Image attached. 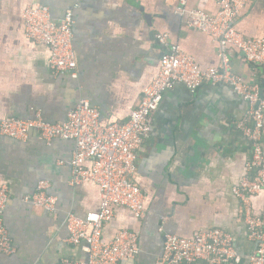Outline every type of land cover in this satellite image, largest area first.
<instances>
[{
  "label": "crops",
  "instance_id": "crops-1",
  "mask_svg": "<svg viewBox=\"0 0 264 264\" xmlns=\"http://www.w3.org/2000/svg\"><path fill=\"white\" fill-rule=\"evenodd\" d=\"M186 1L212 12L219 8V0ZM33 4L47 6L57 21L73 11L76 79L54 74L50 49L26 37L22 14ZM179 4L180 0H0V116L33 119L40 113L48 122L64 123L86 98L100 109L102 124L124 122L171 44L192 54L201 68L217 66L218 44L189 26L176 11ZM237 26L247 37L264 38V0H253ZM159 33L168 35L167 45L157 39ZM230 63L264 94V66L247 62L240 53H231ZM248 112L249 104L226 86L204 85L191 93L177 84L164 95L151 115V133L138 151L132 177L144 193L145 211L135 218L118 207L104 227L106 238L121 228L137 234L138 251L123 264H156L164 253V233L190 237L207 228L230 232L240 258L234 264H251L256 243L234 193L250 175L251 147L237 128ZM76 150L75 141L48 142L34 130L27 141L0 133V187L9 190L4 223L15 249L1 264L87 262L88 246L68 241L67 219L98 211L100 193L94 184L72 185ZM44 181L58 199L55 212L25 200ZM251 203L255 213H264L263 194L253 195Z\"/></svg>",
  "mask_w": 264,
  "mask_h": 264
},
{
  "label": "built area",
  "instance_id": "built-area-1",
  "mask_svg": "<svg viewBox=\"0 0 264 264\" xmlns=\"http://www.w3.org/2000/svg\"><path fill=\"white\" fill-rule=\"evenodd\" d=\"M253 0H219V8L212 12L202 7H190L180 0L177 12L187 19L192 28L207 34L218 44V64L201 68L192 54L179 44H171L161 58L158 73L145 86L138 105L124 122L101 123V111L83 98L64 123L46 121L38 113L33 119H16L0 116V133L11 139L27 141L31 131H37L48 142L55 139L72 140L77 150L72 161L73 186L94 184L99 189L100 207L83 218L70 215L67 228L69 243L88 246L85 264H123L138 251L137 234L121 228L110 238L104 236V227L115 216L118 207H124L136 218L145 211V196L132 177L136 171L137 155L151 133V115L164 95L175 85L184 86L195 93L204 85L226 86L249 104L246 119L237 125L251 147L248 163L249 176L234 188L242 202L245 223L256 248L250 256L251 264H264V213L254 212L251 197L264 195V99L258 87L251 86L234 72L231 53L243 54L249 63L264 66V38H250L237 29L243 10ZM26 37L50 49V67L56 75L77 78V60L74 49V14L68 10L60 20H55L50 9L33 4L22 14ZM168 35L157 34V39L167 45ZM90 163L91 167L86 165ZM51 185L44 181L37 193L25 200L55 212L58 199L49 193ZM9 201V190L0 187V264L3 256L15 252L4 212ZM240 260L232 234L220 228L200 229L185 237L164 233V253L156 264H234ZM63 264H73L64 260Z\"/></svg>",
  "mask_w": 264,
  "mask_h": 264
},
{
  "label": "water",
  "instance_id": "water-1",
  "mask_svg": "<svg viewBox=\"0 0 264 264\" xmlns=\"http://www.w3.org/2000/svg\"><path fill=\"white\" fill-rule=\"evenodd\" d=\"M260 97H261V99H264V94L262 91L260 92Z\"/></svg>",
  "mask_w": 264,
  "mask_h": 264
}]
</instances>
